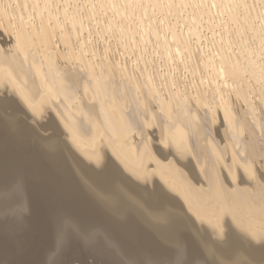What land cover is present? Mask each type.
Wrapping results in <instances>:
<instances>
[{
  "label": "bare ground",
  "instance_id": "obj_1",
  "mask_svg": "<svg viewBox=\"0 0 264 264\" xmlns=\"http://www.w3.org/2000/svg\"><path fill=\"white\" fill-rule=\"evenodd\" d=\"M0 21L13 33L11 46L0 40L2 107L26 108L38 130L60 127L103 188L114 184L108 153L134 179L148 180L152 164L185 210L224 242L221 264H264V0H0ZM54 38L63 58L50 55ZM126 53L134 59L124 61ZM7 128L0 129V171L11 176L24 146L16 143L18 130L8 136ZM151 135L168 149L166 163ZM43 160L40 147L26 160L35 217L19 233L0 223V259L7 253L8 264H47L60 214L90 227L100 217L85 191L49 198L58 191ZM149 193L158 206L166 203ZM116 208L131 211L123 203ZM177 215L143 214L134 231L117 225L122 251L158 257L176 246L177 235L188 240ZM240 238L247 254L236 252ZM195 247L188 243L197 257Z\"/></svg>",
  "mask_w": 264,
  "mask_h": 264
},
{
  "label": "rangeland",
  "instance_id": "obj_2",
  "mask_svg": "<svg viewBox=\"0 0 264 264\" xmlns=\"http://www.w3.org/2000/svg\"><path fill=\"white\" fill-rule=\"evenodd\" d=\"M61 6V4H58V8ZM69 8L70 6H68L67 9L69 10ZM256 22L258 21L256 20ZM0 23H2L0 24V40H3L7 46H11V44H13V33H11L12 27L10 28V24L8 23L7 25V23L5 24L4 21H0ZM180 28L182 27L178 24L177 30ZM214 31L217 30L215 29ZM85 34L86 33L83 32L82 36ZM202 34L209 36L206 30H203ZM105 37H107V35H105L104 38ZM94 39H96V44L101 49V44L99 43L100 39L97 41V38L92 35L91 40ZM51 40L52 42L49 46L51 53L55 51V49L56 51L50 55L55 56L56 54H59L62 56L63 51L60 54V50H62L61 45L56 43L55 38ZM111 41L112 40L109 39V42ZM203 41L204 39L199 44L201 48ZM103 45L108 47V45L105 43H103ZM57 46L60 47L57 48ZM110 48L112 47L110 46ZM108 52L111 55V51ZM97 56L98 58L102 59V57L99 56V53H97ZM122 56L124 61L132 58L134 59V56L127 55V53ZM155 57L157 56L152 55L151 60H154ZM119 58L120 60L122 59L121 57ZM162 63L163 60L159 61V64ZM162 70L163 68L159 69V71ZM176 76L180 81L184 83L186 82V79L184 80L183 76L181 77L178 72L176 73ZM220 87L225 89L223 83H220ZM31 116L27 112L26 108L22 106H17L8 110L2 107L0 104V129H3L6 123L9 126L6 131L7 134L10 130L12 132L18 130L15 134L19 136V138L16 139V143L18 146H24H21L23 147L22 150H18V160L16 164H13V171L9 170L12 175L8 176V173H2L0 171V178H2L0 179V223H8V225H12L15 230L17 229V233H19L18 229L24 230L27 222L32 220L33 216L35 217L37 212L34 207L29 204L25 187V180L27 179L26 160L29 159L32 153L39 147L42 149V155L45 159L43 160V164L53 176V183L56 187V190L58 191L52 193L49 198L56 197V200H68L65 198L67 194H73L75 193L74 190L79 189L83 192L85 191L88 199L92 200L94 204L98 205V209L101 212H99L100 217L97 219L98 221H95L96 226L91 227L90 225L79 224L77 220H75L74 216L72 217L66 212V214H60V216H57L54 220L53 228L54 246L46 253L47 264H218V262L221 264L222 260L227 259V257L224 256L223 252L221 251L224 242L218 239L209 228L198 223V221H196L192 215H190V213L185 210L181 200L175 195V193H173L172 190L169 191L165 187L164 181L161 179L159 173L155 171V168L152 166V164L149 163L147 165L149 167L146 168L149 173L148 180H138L136 178L134 179V177L128 174V172L126 173L123 171L116 160L113 159V154L108 153L105 158V164L111 169L110 172L113 173L112 176L114 175L112 178V182L114 184L109 189L103 188V185L100 183L99 179L91 173L93 169H88L94 167V165L86 159H83L81 154H79V152L67 142L66 135L64 134L63 130L60 127H56L51 133L46 131V129L38 130L35 125L37 119ZM8 119H10L11 122H5ZM221 128H223L222 125L220 126V129ZM12 135H14V133ZM133 136L135 137L134 133L132 138H134ZM150 137L153 146L158 150L157 153L161 151L160 156H158L159 162L166 163L168 160H170V156L168 157L167 154L164 153V150L166 149L165 151L168 153V149H163L164 147H161L162 145L159 143L157 136L151 135ZM20 141L23 143H19ZM119 160L117 161L121 166H123ZM172 160L175 161V159ZM174 164L178 165L177 160ZM118 167L120 169H118ZM193 173L194 174L190 175V177L193 179V181H196L197 184H199L201 181L200 177L198 176L197 172L194 171ZM83 174L85 175L84 177ZM88 179L90 181L89 183H87ZM88 184L91 186H88ZM146 189H148V191ZM150 189L155 192L156 196H162L166 200V203L161 201L160 203L162 205L160 204V206H158V203L153 199L155 196L152 197L154 194L149 193ZM92 195H95L96 198ZM104 197L105 200L107 199L106 201L104 200ZM40 198L41 197H39L38 200ZM168 201H170V204H167ZM120 203L128 205L131 211H119L116 207ZM152 207L159 209L155 210L158 213L161 211L174 210L176 215L178 214L177 218L184 224L185 230H187L188 240L183 239L180 235H177L178 240H176V246L173 248L170 247V249L162 255H159L158 257H152L148 254H143L139 258H131L122 251L121 238L123 236L119 233V230L116 228V226L118 225L117 227L121 228L122 230H127L130 228L131 231H134L137 227V224L147 217H144L146 214L151 212L156 213L155 211H152L154 210ZM41 216H43V214H41ZM236 235L237 233L234 231L233 237H236ZM241 240L242 238H240V246H237L236 252H238V254L244 255L247 254V252H244L246 248L245 244ZM188 243H193L194 246H196L195 248L198 250L197 257L190 255ZM161 245L166 246V244L163 242H161ZM6 255L7 253L1 254L2 257L0 259V264H8ZM23 260H25V258ZM21 261L22 259H19L16 264H19Z\"/></svg>",
  "mask_w": 264,
  "mask_h": 264
}]
</instances>
